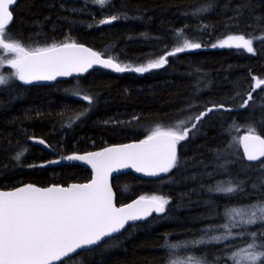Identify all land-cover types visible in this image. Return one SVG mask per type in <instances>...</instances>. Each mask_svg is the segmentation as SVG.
I'll use <instances>...</instances> for the list:
<instances>
[{
    "label": "trees",
    "instance_id": "16d2710c",
    "mask_svg": "<svg viewBox=\"0 0 264 264\" xmlns=\"http://www.w3.org/2000/svg\"><path fill=\"white\" fill-rule=\"evenodd\" d=\"M112 15L120 18L99 23ZM13 17L7 32L26 47L76 43L133 68L146 66L185 39L201 48L169 56L163 67L144 73L96 70L47 86L15 78L0 85V190L88 182L86 168L52 161L141 141L155 128L175 127L181 120L190 127L213 108L177 144L176 166L168 173L113 180L118 205L162 196L168 200L165 211L67 261L169 264L195 257L203 264H232L229 254L250 238L209 241L225 232L222 226L230 223L234 209L247 210L264 200V161L247 163L239 145L250 129L264 138V85L255 88L252 79L264 80V40H253L254 55L212 45L230 35H264V0H113L104 7L93 0H19ZM12 72L3 67L1 74ZM78 94L93 97V103ZM79 113L84 115L74 119ZM31 138L44 140L52 153L32 145ZM227 186L237 190H217ZM259 230L257 223L246 232Z\"/></svg>",
    "mask_w": 264,
    "mask_h": 264
},
{
    "label": "snow or ice",
    "instance_id": "6c2138e0",
    "mask_svg": "<svg viewBox=\"0 0 264 264\" xmlns=\"http://www.w3.org/2000/svg\"><path fill=\"white\" fill-rule=\"evenodd\" d=\"M104 7L110 0H93ZM16 0H0V66L5 63L15 71L7 76L0 74V85L15 78L26 84L34 81H52L58 76H70L73 72L87 71L93 64L110 68L116 72L134 71L144 73L150 69L163 67L169 56L186 50L201 48V44L185 39L175 49L149 62L146 66L131 67L122 65L112 58L103 59L101 54L84 48L76 43H53L46 47H26L11 38L7 32L13 20L10 6ZM203 10V9H202ZM120 17L112 15L102 19L100 24H111ZM264 40V35L246 38L244 35L228 36L227 40L212 47L243 48L255 54L253 40ZM235 42V44L230 43ZM4 54H11L5 59ZM255 88L264 85V80L252 77ZM255 88L252 90L254 91ZM78 98L93 103V97L83 94ZM251 92L247 100H252ZM247 103L241 104L246 107ZM223 108V105H219ZM229 110L230 109H226ZM213 108L195 117L190 127L188 121L181 120L175 127L167 129L157 127L146 139L138 144H124L105 149L103 152H90L87 155H69L68 161H83L91 165L95 178L91 183L72 184L68 187H36L28 184L15 191L0 192V264H56L62 258L71 259L77 250L99 244L106 237H111L125 227L129 221L143 219L153 211L162 213L168 200L162 196L141 197L126 207H116L114 193L109 183L113 171L131 168L147 176L167 173L177 162V144L188 138L190 131ZM79 113L74 119H79ZM70 126V125H69ZM44 144V140L38 141ZM244 153L249 161L264 157V138L257 135L254 129L242 138ZM21 154L15 157L20 159ZM59 161H52L58 163ZM264 167V164L261 165ZM223 193H234L233 186L217 189ZM231 223L222 227V235L212 236L209 242L223 243L234 239L232 228L244 225L261 224V230L241 232L237 235L250 237V242L239 250H234L227 257L232 264H264V200L251 205L247 210H233L230 213ZM236 217L241 219L236 220ZM200 241L198 243H204ZM228 247V245H225ZM170 250L176 245H169ZM65 264H70L66 261ZM169 264H203L202 261L170 259Z\"/></svg>",
    "mask_w": 264,
    "mask_h": 264
},
{
    "label": "water",
    "instance_id": "95a60500",
    "mask_svg": "<svg viewBox=\"0 0 264 264\" xmlns=\"http://www.w3.org/2000/svg\"><path fill=\"white\" fill-rule=\"evenodd\" d=\"M45 1H47V0H45ZM56 1H60V2H69L70 0H56ZM110 1H113V0H110ZM18 2H19V0H16V4L10 6V11H12V13H13V10L16 8ZM13 19H14V17H13ZM12 23H13V20H12V22L10 23V25L8 26V29L12 26ZM78 45H81V44H78ZM82 46H83L84 48H89V47H87V46H85V45H82ZM89 49H91V48H89ZM91 50L94 51L93 49H91ZM101 58H103V59H107L106 57H103V56H101ZM96 70L108 71V72H111V73H114V74H122V73H124V72H116V71H114V70H112V69H110V68H104L103 66L98 65V64H93L92 67H90V68L87 69V71L80 72V73L73 72L72 75H70V76H58L55 80H52V81H34V82L31 83V84H26V83H24L23 81H22V82H23L25 85H31V86H47V85H52V84H54L55 82H59V81H69L73 76H74V77H77V78H82V77H85L87 74H89V73H91V72H93V71H96ZM246 135H248V133L244 134V135L241 137V139H240V143H239V145H240V149H241V152H242L243 157H244V160H245L247 163H249V164H258V163H261L262 161H264V157H261L259 160H255V161H249V160L247 159V156H246L245 153H244V147H243V143H242V138H243L244 136H246ZM259 136H260V135H259ZM261 137H262V136H261ZM262 138H263V137H262ZM39 140H41V139H40V138H31V139L29 140V142H30L32 145H34V146H36V147H38V148H40V149H42V150H44V151H46V152H48V153H52V149L48 146V144H47L46 142H45L44 144H40V143L38 142ZM141 141H142V140H141ZM139 142H140V141H134V142L126 143V144H138ZM121 145H124V144H121ZM117 146H120V145H112V146H109V147H106V148L102 149V150L99 151V152H103V151H104L105 149H107V148L117 147ZM89 153H90V152H89ZM87 154H88V153L74 154V155H81V156H83V155H87ZM57 164H59V165H72V164L79 165V166H82V167L86 168V169L91 173V179H90L88 182H85V183H73V184H87V183H91V181L95 178V172H94V170L92 169L91 165H89V164H87V163H85V162H83V161H68V160H66V159H63V160L59 161ZM167 173H168V172H167ZM127 174H133V175L136 176V177H139V178H142V179H147V180H149V179H156V178H158V177H160V176H162V175H164V174H166V173H160L159 175H156V176H147V175H145V174H143V173L136 172L134 169H131V168H125V169H120L119 171H113V172L111 173L110 177H109V183H110V185H111V187H112V191H113V193H114V204H115V206L118 207V208H119V207H126V206L129 205V204H133L135 201H137V200H139V199L141 198V197L135 198V199H133V200H131V201H129V202L123 204V205H118V204H117V195H116V192H115L114 187H113V180H114L116 177H119V176H122V175H127ZM27 185H28V184H27ZM71 185H72V184H71ZM24 186H26V185H23V186H20V187H24ZM34 186H36V185H34ZM51 186H54V185H51ZM51 186H49V187H51ZM55 186H61V185H55ZM20 187H17V188H20ZM36 187H39V186H36ZM63 187H68V186H63ZM17 188H15V189H11V190H0V192H10V191H15ZM41 188H43V187H41ZM156 214H160V213H157V212L153 211L150 215H148L147 217H145V218H143V219H139V220H136V221H129V222L125 225V227H124L123 229H121L120 232H118V233H114L111 237H106V238H105L104 240H102L99 244L92 245V246H90V247H86V248H83V249H79V250H77L76 253L71 254V258L77 256L78 254H80V253H82V252H87V251H91V250L96 249L97 247H99L100 245H102L103 243H105L106 241H108V240H110V239H112V238H115V237H118V236L122 235V234L128 229V227H129L131 224H133V223H140V222H141V223H145V222L149 221L150 219H152L153 216H155ZM69 259H70V258H68V257L62 258L60 261L56 262V264H63L64 262H66V261L69 260Z\"/></svg>",
    "mask_w": 264,
    "mask_h": 264
},
{
    "label": "rangeland",
    "instance_id": "374dc122",
    "mask_svg": "<svg viewBox=\"0 0 264 264\" xmlns=\"http://www.w3.org/2000/svg\"><path fill=\"white\" fill-rule=\"evenodd\" d=\"M227 40V39H226ZM230 43H233V44H235V42H230ZM224 48V47H223ZM225 48H237V47H235V46H233V47H225ZM193 50H196V49H193ZM193 50H191V51H193ZM11 54H6L5 55V59H7L9 56H10ZM3 67H8L9 69H11V70H13V72L15 71L14 69H12L10 66H8L6 63L4 64V65H2V66H0V74H1V72H2V68ZM12 72V73H13ZM231 219V218H230ZM239 219H241V217H236V220H239ZM232 221L230 220V223H231ZM227 223H229V221L227 222ZM226 223V224H227ZM229 223V224H230ZM247 226H250V225H244V226H241V227H238L239 228V231L236 233L235 231H232V233H233V235L234 236H237V234H239V233H241V232H245L246 233V229H247ZM233 229H237V227L236 228H232V230ZM248 235H244V237H247ZM249 237V236H248ZM250 238V237H249ZM196 260H199V259H197V258H193V261H196ZM180 261H187V259L186 260H180ZM200 261V260H199Z\"/></svg>",
    "mask_w": 264,
    "mask_h": 264
},
{
    "label": "flooded vegetation",
    "instance_id": "af4514ba",
    "mask_svg": "<svg viewBox=\"0 0 264 264\" xmlns=\"http://www.w3.org/2000/svg\"><path fill=\"white\" fill-rule=\"evenodd\" d=\"M60 2V1H59ZM74 77V76H73Z\"/></svg>",
    "mask_w": 264,
    "mask_h": 264
}]
</instances>
